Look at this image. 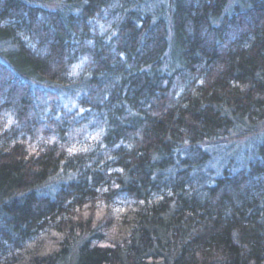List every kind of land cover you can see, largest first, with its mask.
Returning <instances> with one entry per match:
<instances>
[{
    "label": "trees",
    "instance_id": "1",
    "mask_svg": "<svg viewBox=\"0 0 264 264\" xmlns=\"http://www.w3.org/2000/svg\"><path fill=\"white\" fill-rule=\"evenodd\" d=\"M0 0V264H264V0Z\"/></svg>",
    "mask_w": 264,
    "mask_h": 264
},
{
    "label": "rangeland",
    "instance_id": "2",
    "mask_svg": "<svg viewBox=\"0 0 264 264\" xmlns=\"http://www.w3.org/2000/svg\"><path fill=\"white\" fill-rule=\"evenodd\" d=\"M169 0H155V6H167ZM248 0H228L224 15H228L235 7L246 8ZM264 139V122L257 125L241 123L226 138L212 143L208 148L211 154L207 171L218 174L222 167L230 165L241 168L245 162L254 156V151Z\"/></svg>",
    "mask_w": 264,
    "mask_h": 264
}]
</instances>
